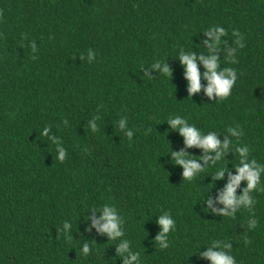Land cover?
Segmentation results:
<instances>
[{
    "label": "trees",
    "instance_id": "1",
    "mask_svg": "<svg viewBox=\"0 0 264 264\" xmlns=\"http://www.w3.org/2000/svg\"><path fill=\"white\" fill-rule=\"evenodd\" d=\"M209 31L223 33L218 71L236 76L223 100L203 78L189 97L179 59L208 58ZM176 116L228 142L190 182L172 154L205 151L185 147ZM237 147L264 188V0H0V264H212L210 248L264 264V191L247 209L218 202ZM104 206L122 233L113 240L98 231ZM164 215L173 225L157 241Z\"/></svg>",
    "mask_w": 264,
    "mask_h": 264
},
{
    "label": "clouds",
    "instance_id": "2",
    "mask_svg": "<svg viewBox=\"0 0 264 264\" xmlns=\"http://www.w3.org/2000/svg\"><path fill=\"white\" fill-rule=\"evenodd\" d=\"M209 36H213L214 39L210 44H207L206 47L209 51L208 58H205L203 55L197 57L191 53H185L183 49L179 52V59L181 61L182 66L184 67V78L187 81L188 93L189 97L192 94L199 92L200 90V80L201 78L205 79L208 82V86L205 89L206 95L211 97L213 93L219 98L218 100L226 99L230 95V90L233 87V84L236 81L235 72L232 69H225L224 71H218L217 60L214 55H211V50L216 48L219 51L218 40L219 36L223 33L217 31L215 33L209 31L207 33ZM240 47H243L240 45ZM203 65L205 71L203 73V77L197 67V60ZM155 68L161 69V72L165 76H171V70L167 67V65H162L160 62H157L154 65ZM227 77V78H226ZM173 129H177L180 134L184 137L185 147H199L204 149L205 155L201 158H189L183 150L178 153H173V160L175 164H178L184 168L183 177L186 181H192L194 177L205 170L207 166L215 165L219 160H221L222 152H225L228 147V142L225 141L224 145H220V142L216 139V136L209 132L207 135H204L201 138V132L197 131V128L192 125L190 126L186 119L176 116L175 118L169 119L167 121ZM151 131V130H149ZM130 135V134H129ZM235 136L236 134L233 133ZM219 149V151H217ZM209 151H215V158L209 157L207 153ZM236 152L240 157V166L236 167V175L229 176V182L224 188V190L219 194V203L223 204L225 208H232L233 205L239 206L243 205L245 209L248 208V205L254 203L256 201L249 199V192L256 191H264V188L259 187L260 182V172L262 169L257 166V162L255 159H252L251 164L246 163L245 159L249 155V149L243 147H237ZM62 159V154L61 157ZM197 159H203L206 166H201L200 163L197 162ZM211 160L209 164L208 161ZM228 171L227 166L223 167L216 171L214 179L219 180L222 179L224 173ZM241 180H246L247 187L243 190L241 196L237 198L234 194L236 188L240 184ZM211 203V201H209ZM103 215L100 217V220L103 223L99 226L98 231L106 234L110 240L115 239L122 235L121 231L118 227L117 216L113 212L112 208L108 206H104L102 208ZM224 217H230L232 215L231 212L221 211L220 213ZM251 214V213H250ZM99 221H94L93 226L98 224ZM159 225L162 228L161 235L156 237L157 241H162L164 239L163 234L169 232L170 226L173 225V220L169 219L167 215L161 216L158 220ZM251 225L256 226V221H251ZM67 227V225H65ZM167 244H163L161 248H167ZM212 247H219L218 243L213 242ZM230 247V246H225ZM127 248V243L121 244L117 253L120 254L125 251ZM84 253L89 251V247L85 244ZM203 258H206L212 262V264H234V259L230 255H226L224 250L219 252L213 251L211 248L201 254ZM132 259H136V256H133ZM128 264V261L125 262Z\"/></svg>",
    "mask_w": 264,
    "mask_h": 264
}]
</instances>
